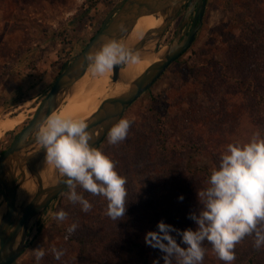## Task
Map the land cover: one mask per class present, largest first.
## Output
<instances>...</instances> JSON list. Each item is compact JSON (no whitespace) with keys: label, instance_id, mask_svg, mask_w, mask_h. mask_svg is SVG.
Segmentation results:
<instances>
[{"label":"rangeland","instance_id":"obj_1","mask_svg":"<svg viewBox=\"0 0 264 264\" xmlns=\"http://www.w3.org/2000/svg\"><path fill=\"white\" fill-rule=\"evenodd\" d=\"M119 1L0 0V121L25 116L0 138V154ZM259 22L264 24V0H209L193 46L123 115L133 121L127 139L112 145L107 136L98 148L126 178L125 217L109 218L104 198L77 187L93 204L91 211L83 212L68 200V187L50 203L38 229L31 227L30 243L13 264H36L38 247L49 250L40 264H164L163 253L146 243V233L156 230L161 220L177 229H195L190 213L199 208L198 190L210 177L205 172L218 167L229 143H246L257 132L264 137L259 104L264 38L255 44L248 36ZM176 27L177 21L163 44L172 40ZM68 101L76 106L72 97ZM184 143L189 146L180 148ZM60 209L69 218L58 223L52 213ZM73 222L79 226L69 237L66 229ZM81 236L94 238L86 260L77 241ZM203 246V264H225L211 244ZM52 247L65 250L61 260L55 259ZM255 253L253 264H264V248L257 250L253 237H245L236 245L233 264H250L248 258Z\"/></svg>","mask_w":264,"mask_h":264},{"label":"clouds","instance_id":"obj_2","mask_svg":"<svg viewBox=\"0 0 264 264\" xmlns=\"http://www.w3.org/2000/svg\"><path fill=\"white\" fill-rule=\"evenodd\" d=\"M140 60L134 49L115 38L87 55L94 75H104L117 65L122 67ZM132 122L124 118L112 126L109 143L118 145L125 141ZM92 138L84 119L59 114L47 118L37 135L46 150V161L66 177L70 189L68 200L79 204L85 213L92 210V202L77 191L79 187L83 192L104 198L106 215L121 220L127 211L126 178L118 172L113 159L91 143ZM198 201V210L190 213L195 229H177L161 220L156 230L146 233V243L163 253L164 264H203L206 241L225 264H233L236 245L245 237H253L257 250L264 248V137L259 132L246 143L226 146L207 186L198 190ZM52 218L64 222L69 213L60 209L52 213ZM78 226V222H73L67 227L69 237ZM48 251L43 247L34 249L36 264H40ZM50 251L56 260L65 255L64 249L52 247Z\"/></svg>","mask_w":264,"mask_h":264},{"label":"water","instance_id":"obj_3","mask_svg":"<svg viewBox=\"0 0 264 264\" xmlns=\"http://www.w3.org/2000/svg\"><path fill=\"white\" fill-rule=\"evenodd\" d=\"M208 2L121 0L109 12L102 28L85 48L58 74L30 122L17 134L10 147L0 154V264H13L25 252L33 234L31 227L35 225L38 229L49 204L68 188L66 177L58 169L54 181L45 186L41 162L46 150L37 140V135L47 118L67 103L76 83L92 68L87 61L88 53L111 38L125 43L141 16L153 14L162 19L158 26L129 46L138 54H156L164 49L158 60L133 79L124 77L122 70L125 65L115 66L109 77L107 95L98 109L85 120L93 136L91 143L99 148L111 127L122 119L127 109L191 48L203 25ZM196 8L195 24L189 31L191 15ZM183 11L185 15L175 37L163 44L165 35ZM29 179L36 183V192L32 197L19 201V188Z\"/></svg>","mask_w":264,"mask_h":264},{"label":"bare ground","instance_id":"obj_4","mask_svg":"<svg viewBox=\"0 0 264 264\" xmlns=\"http://www.w3.org/2000/svg\"><path fill=\"white\" fill-rule=\"evenodd\" d=\"M162 19L157 18V16L150 14L141 16L136 24L131 34L127 37L125 44L131 46L132 44L138 42L143 35L150 29L155 28L161 23ZM153 46V45H151ZM164 49L159 53H142L139 54L141 60L138 63H132L127 65V70L123 73L126 79H133L143 73L146 68H148L152 62L158 60ZM113 70L105 73L104 75H94L92 68L87 71V73L76 83L73 91L72 99H75L76 106L71 101H68L65 106L59 111L53 112V115H64L66 117H72L75 119L86 120L91 116L99 107L102 99L107 95L109 91L110 75ZM25 121L24 115H14L5 120L0 121V138L5 134V132L15 129L17 126L21 125ZM41 172L43 176V181L45 186L48 183L54 181L56 176L55 166L49 164L46 158H43L41 162ZM37 185L32 179L27 180L22 186H20L18 191L19 201H23L30 198L36 192ZM1 211V210H0Z\"/></svg>","mask_w":264,"mask_h":264},{"label":"trees","instance_id":"obj_5","mask_svg":"<svg viewBox=\"0 0 264 264\" xmlns=\"http://www.w3.org/2000/svg\"><path fill=\"white\" fill-rule=\"evenodd\" d=\"M257 27L255 30L251 29V31L249 32L248 36L250 38L251 41H253L255 44L258 43V40L262 41L264 38V24H261V22H259L257 24ZM57 78V77H56ZM260 100H259V104H260V111H261V115H263L264 118V92L259 94ZM163 129V128H162ZM162 136H164L165 133H163V131H161L160 133ZM189 146V144H183L180 148H187ZM165 147V146H164ZM205 171V170H204ZM207 176H210V173L208 171L205 172ZM77 241L80 245V254L81 257L86 260L89 256L90 253V247L92 245V242L94 241V238L89 236L84 237H78ZM257 254H252L249 258L248 261H250V264H253L254 258H256ZM89 262V261H88ZM92 262V261H91ZM95 263V261H93Z\"/></svg>","mask_w":264,"mask_h":264},{"label":"flooded vegetation","instance_id":"obj_6","mask_svg":"<svg viewBox=\"0 0 264 264\" xmlns=\"http://www.w3.org/2000/svg\"><path fill=\"white\" fill-rule=\"evenodd\" d=\"M209 3V2H208ZM208 6V5H207ZM196 12H197V8L193 11V13H192V15H191V22H190V24H189V31L192 29V27L194 26V24H195V16H196ZM184 15H185V11H183L181 14H180V17L178 18V20H177V27H176V29H175V31H174V33H173V37H172V39L175 37V35H176V32H177V30H178V27H179V25H180V23L182 22V20H183V18H184ZM205 17H206V12H205V15H204V19H203V24L205 23ZM199 22V21H198ZM202 27H203V25H202ZM201 27V28H202ZM201 30V29H200ZM200 30H199V33H200ZM199 33H198V35H199ZM198 35H197V37H198ZM197 37H196V39H197ZM196 39H195V41H196ZM194 41V42H195ZM194 44V43H193ZM193 46V45H192ZM186 52H188V51H186ZM185 52V53H186ZM184 53V54H185ZM183 54V55H184ZM179 60V59H178ZM10 147V146H9ZM50 205V204H49ZM49 207V206H48Z\"/></svg>","mask_w":264,"mask_h":264}]
</instances>
